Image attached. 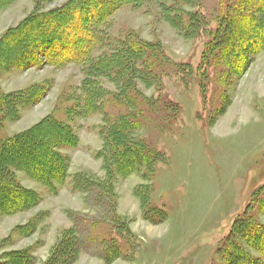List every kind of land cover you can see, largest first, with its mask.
Returning <instances> with one entry per match:
<instances>
[{
    "label": "rangeland",
    "instance_id": "1",
    "mask_svg": "<svg viewBox=\"0 0 264 264\" xmlns=\"http://www.w3.org/2000/svg\"><path fill=\"white\" fill-rule=\"evenodd\" d=\"M68 1L14 0L0 10V36L29 14ZM171 2L122 5L100 30L106 50L112 39L132 34L155 43L163 55L152 58L156 76L151 85L132 82L133 106L116 102L111 95L118 93L117 86L99 78L110 94L103 96L100 112L82 117L75 107L84 93L80 64L55 66L38 56L33 65L0 68V140L31 128L43 134L47 116L69 126L77 138L75 146L60 149L69 158L68 177L53 192L16 171L22 187L34 191L39 201L22 211L0 213V254L30 249L40 264L59 237L76 228L83 249L74 264H231L238 250L254 264H264V256L250 244L253 232H264V45L244 66L241 62L242 72V66L233 69L217 55L202 65L208 35L199 29L186 38L173 28L160 7ZM222 2L195 0L182 7L213 27ZM30 87L28 101L17 100L16 116L8 118L3 97ZM129 108L137 122L131 136L151 153V167L115 175L111 201H99L93 189L72 191L76 173L105 176L101 158L95 157L102 146L98 128ZM30 221L32 231L17 229ZM250 227L248 238L243 237ZM112 243L120 255L106 262L100 253Z\"/></svg>",
    "mask_w": 264,
    "mask_h": 264
},
{
    "label": "trees",
    "instance_id": "2",
    "mask_svg": "<svg viewBox=\"0 0 264 264\" xmlns=\"http://www.w3.org/2000/svg\"><path fill=\"white\" fill-rule=\"evenodd\" d=\"M13 1L0 0V10ZM141 1L70 0L64 6L48 12H33L0 36V68L33 65L38 56L42 57L43 62L55 66L80 64L85 75L81 83L84 93L75 107L83 111L82 117L100 112L103 96L110 94L101 88L99 78H106L117 86L118 93L111 95L116 102L132 105L134 102L130 95L136 92L132 82L138 79L151 85L156 76L152 58H163V55L155 43L140 41L132 34L112 39L106 50L103 47L106 39L100 30L120 6L137 7ZM194 2L172 0L170 4L161 3L160 7L164 18L184 37H193L199 29L207 33L200 64L208 65V60L217 55L230 67L237 69L242 66L241 62L244 66L249 61V55L260 51L264 45V0H224L220 3L221 9L213 27H208L207 21L200 18L196 11L182 7L193 6ZM14 39L20 40L12 43ZM94 51L97 53L93 55ZM243 69L239 68L241 72ZM33 89L30 87L18 94L10 93L3 97L8 118L16 116L17 100L28 101ZM129 109L128 113L98 128L102 146L95 152V157L101 158L105 176L95 179L76 173L70 181L72 191L88 193L93 189L97 191L99 201H111L115 175L126 177L141 168L147 170L151 167L154 161L151 153L142 142L131 136L137 122L133 108ZM44 122L47 127L43 134H39L37 128H31L0 140L1 214L25 210L39 201L34 191L22 187L16 171L24 172L30 179L47 186L51 192L55 185L65 183L68 177L69 158L60 149L75 146L76 135L69 126L50 116ZM111 213L118 221L115 209ZM21 228L32 231L34 222L17 227ZM251 230V227L247 228L242 236L248 238ZM77 232L76 228L66 230L40 264H74L83 249ZM253 234L250 244L264 256V232L258 230ZM103 246L100 254L104 261L110 262L119 257L115 244ZM230 262L254 264L253 258L243 250L236 251ZM0 264H36V261L30 249H23L1 252Z\"/></svg>",
    "mask_w": 264,
    "mask_h": 264
}]
</instances>
